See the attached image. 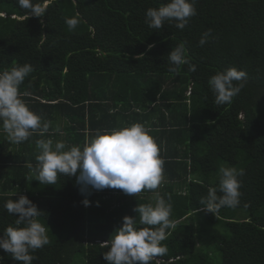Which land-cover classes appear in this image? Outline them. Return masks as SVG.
<instances>
[{
  "label": "trees",
  "instance_id": "trees-1",
  "mask_svg": "<svg viewBox=\"0 0 264 264\" xmlns=\"http://www.w3.org/2000/svg\"><path fill=\"white\" fill-rule=\"evenodd\" d=\"M0 264H264V0H0Z\"/></svg>",
  "mask_w": 264,
  "mask_h": 264
},
{
  "label": "rangeland",
  "instance_id": "rangeland-1",
  "mask_svg": "<svg viewBox=\"0 0 264 264\" xmlns=\"http://www.w3.org/2000/svg\"><path fill=\"white\" fill-rule=\"evenodd\" d=\"M125 257H126V259L131 260L133 256L131 254H127Z\"/></svg>",
  "mask_w": 264,
  "mask_h": 264
},
{
  "label": "crops",
  "instance_id": "crops-1",
  "mask_svg": "<svg viewBox=\"0 0 264 264\" xmlns=\"http://www.w3.org/2000/svg\"><path fill=\"white\" fill-rule=\"evenodd\" d=\"M27 121V120H26ZM25 120L23 121L24 123L26 122Z\"/></svg>",
  "mask_w": 264,
  "mask_h": 264
},
{
  "label": "built area",
  "instance_id": "built-area-1",
  "mask_svg": "<svg viewBox=\"0 0 264 264\" xmlns=\"http://www.w3.org/2000/svg\"><path fill=\"white\" fill-rule=\"evenodd\" d=\"M126 247H127V245H126Z\"/></svg>",
  "mask_w": 264,
  "mask_h": 264
}]
</instances>
